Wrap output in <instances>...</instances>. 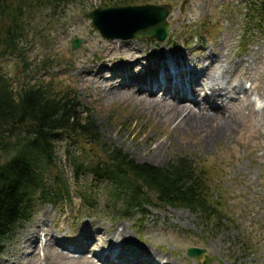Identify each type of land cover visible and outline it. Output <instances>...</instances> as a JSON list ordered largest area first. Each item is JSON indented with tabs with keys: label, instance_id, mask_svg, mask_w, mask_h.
<instances>
[{
	"label": "rangeland",
	"instance_id": "1",
	"mask_svg": "<svg viewBox=\"0 0 264 264\" xmlns=\"http://www.w3.org/2000/svg\"><path fill=\"white\" fill-rule=\"evenodd\" d=\"M248 1L130 0L132 5L149 3L168 8L170 28L163 43L154 39L106 40L96 30L90 32V19L84 14L100 7L102 0H71L53 13L41 9L31 19L28 63L35 70L26 77L20 74L16 59H4L7 75L16 81L13 88L20 87L23 80L31 83L40 71L38 81H52L74 93L95 119L103 143L122 148L137 162L164 165L184 157L194 165L209 167L211 185L221 193V207L227 211L228 220L211 232L197 215L172 207H145L142 213L119 219L107 202L104 183H97L89 174L74 180L68 164L70 155L84 158L99 150V145L76 142L71 146L66 139L56 142L55 157L57 170L70 183L71 203L38 206L32 220L6 244L0 264H108L93 256L118 243L122 244L121 257H129L140 246L154 252L162 264H264V32L257 33L255 39L243 38ZM196 34L204 36L205 42L200 43ZM75 39L80 40L77 48H73ZM109 41L113 51L107 48V54L123 56L130 46L139 50L130 59L143 62L132 67L138 73L152 63L147 59L151 51L177 54L189 66L200 67L204 56V65L222 60L229 66L226 86L240 87L225 103L228 113L234 114L232 130L204 144V136L173 132L175 123L168 121L167 104L144 102L116 89L114 95L108 93L106 84L115 83L112 79L117 76L108 60L97 57V50H103ZM85 67L91 69L89 81L77 78ZM160 96L157 91L155 97ZM199 99L195 97L196 102ZM88 189L95 192L93 210L78 198ZM120 230L129 237L127 242L116 241ZM85 231L93 234L86 245L82 241ZM56 244L85 249L81 253L67 251L66 255L57 251L62 247ZM189 247L204 249L202 258L187 257Z\"/></svg>",
	"mask_w": 264,
	"mask_h": 264
},
{
	"label": "trees",
	"instance_id": "2",
	"mask_svg": "<svg viewBox=\"0 0 264 264\" xmlns=\"http://www.w3.org/2000/svg\"><path fill=\"white\" fill-rule=\"evenodd\" d=\"M70 1L0 0V252L16 230L30 220L38 203L71 202L70 185L57 170L55 157L56 142L66 139L71 146L76 142L99 145V150L84 158L70 155L69 167L74 175L89 174L97 183H104L107 202L118 218L142 213L148 206L156 210L181 208L197 215L201 225L212 232L228 219L221 207V193L211 185L209 167L194 165L184 157L164 165L137 162L122 148L103 143L88 109L68 87L38 81L40 71L31 83L23 80L20 87L13 88L16 81L7 75L3 60L16 59L20 74L31 76L35 70L28 63L31 19L41 9L53 13ZM115 1L102 0L101 5L133 3ZM245 10L244 36L263 33L264 0L248 1ZM94 194L91 190L79 194L91 209Z\"/></svg>",
	"mask_w": 264,
	"mask_h": 264
},
{
	"label": "bare ground",
	"instance_id": "3",
	"mask_svg": "<svg viewBox=\"0 0 264 264\" xmlns=\"http://www.w3.org/2000/svg\"><path fill=\"white\" fill-rule=\"evenodd\" d=\"M93 40V39H92ZM112 41L104 44L103 50H97V57L108 60L112 66L117 78L112 79L116 82L106 84L110 89L108 93L114 95V90L121 93L129 92L133 97L144 102L152 104H167L170 106V118L168 121L174 122L173 132L204 136V144L212 142L221 136H226L233 128L234 122L231 117L234 114L228 113L226 100L230 94H236L240 90L237 85L228 88L225 73L228 72L229 66H225L222 60H212L214 65H204L206 57L202 58L200 67L193 64L191 66L185 64L183 57L168 52L154 53L151 51L147 55L148 60H152L146 66L143 73L133 71L132 67L142 64L140 58L130 60L138 53V49L134 46L127 49L128 58L107 54V48L112 49ZM138 46V44H137ZM174 55V56H173ZM217 58V56H214ZM119 58L120 62H116ZM129 59V60H128ZM193 62V61H192ZM76 66L74 65L73 68ZM84 68V67H83ZM173 70L175 73H172ZM91 69L85 67L78 73L77 78L90 80L89 74ZM113 74V75H114ZM114 89V90H113ZM161 92L160 98L155 97V93ZM194 96V97H193ZM200 97L201 103L195 102V97ZM217 102L216 104H214ZM188 103V105L186 104ZM197 108V111L195 110ZM227 113V114H226ZM165 117L168 116L165 114ZM116 241L127 242L129 237L123 231H117ZM93 234L85 231L83 235V244L86 245L90 241ZM122 244L111 247L107 252H103L97 256L98 259L108 264H141L144 260L147 264H159L162 260H158L154 252L147 250L145 247L137 246L136 252L129 257H121ZM85 247H80L83 250ZM78 250V249H77ZM162 264V263H160ZM167 264V263H166Z\"/></svg>",
	"mask_w": 264,
	"mask_h": 264
},
{
	"label": "water",
	"instance_id": "4",
	"mask_svg": "<svg viewBox=\"0 0 264 264\" xmlns=\"http://www.w3.org/2000/svg\"><path fill=\"white\" fill-rule=\"evenodd\" d=\"M167 15L166 7L145 4L96 8L86 13L85 17L91 20V31H98L107 40L155 38L163 42L170 28L166 21ZM79 44L80 40H74L73 48H77ZM203 252L202 249L190 248L187 255L199 258Z\"/></svg>",
	"mask_w": 264,
	"mask_h": 264
}]
</instances>
